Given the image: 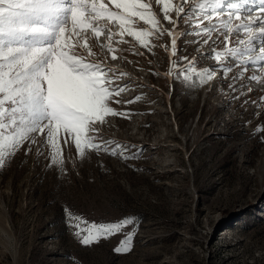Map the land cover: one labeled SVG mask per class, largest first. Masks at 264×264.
Returning a JSON list of instances; mask_svg holds the SVG:
<instances>
[{
	"label": "rangeland",
	"instance_id": "obj_1",
	"mask_svg": "<svg viewBox=\"0 0 264 264\" xmlns=\"http://www.w3.org/2000/svg\"><path fill=\"white\" fill-rule=\"evenodd\" d=\"M259 1L249 0L241 19L229 21L225 6L198 26L205 13L193 0L176 24L163 19L157 0H142L159 28L135 17L121 28L100 17L89 21L105 29L98 38L92 27L74 30L69 20L61 35L71 34L76 55L126 74L116 83L127 89L110 106L127 118L108 115L96 128L104 141L123 145L127 158L95 150L80 158L74 143L63 147L61 139V166L50 164L46 144L37 154L43 136L27 155L25 143L0 169V264H264V131H257L264 129V62L242 72L238 62L247 56L216 58L226 51L225 35L230 48L250 47L256 29L240 34L245 44L234 29L260 15ZM169 14L176 19L174 9ZM125 29L143 32L144 44ZM193 60L197 70L214 69L213 78H177L173 69ZM67 213L97 225L125 217L133 223L85 246ZM129 233L131 250L115 252Z\"/></svg>",
	"mask_w": 264,
	"mask_h": 264
},
{
	"label": "snow or ice",
	"instance_id": "obj_2",
	"mask_svg": "<svg viewBox=\"0 0 264 264\" xmlns=\"http://www.w3.org/2000/svg\"><path fill=\"white\" fill-rule=\"evenodd\" d=\"M97 3L98 0H0V169L25 143L29 145L25 149L27 155L32 145L38 143L37 136L44 137L43 143L36 150L37 154L43 155L41 149L46 144L50 164L63 165V147H67L70 140L80 158L88 150L104 151L110 155L119 152L122 158H127L123 151H119L123 145L111 140L104 141L98 136L99 129L96 128V124H102L108 115H124L127 118V113H119L110 106V101L120 103L114 97L124 92L127 86L117 84L116 80L126 74L121 72L117 76L114 69L105 68L99 62H88L85 57L76 55L75 48L78 45L70 42L71 34L63 38L61 34L69 20L74 30L78 27H92L97 38L105 29L97 30L89 21H96L100 17L106 18L109 23L118 21L121 28L128 25L133 17L156 28H159L161 21L154 12L145 13L151 6L142 0H108L107 4L99 0V6ZM157 3L163 5V19L176 24L187 11L184 5L189 0H177L175 5L172 0H157ZM248 3L249 0H234L232 3H228V0H193V8H199L205 13L198 19L199 26L204 19L223 15L219 9L225 6L229 9V21L233 17L241 19L240 13ZM108 5L120 11H112ZM173 9L176 12L175 20L169 14ZM252 11L248 8L244 15L250 18ZM257 11L264 14V0H260ZM213 28L204 27L203 31L211 32ZM253 28L256 31L247 42L250 47L244 48L242 52L228 47L229 37L225 35L226 51L216 53L217 60L221 55L232 58L247 56V60L240 59L238 62L242 72L247 70L248 64L264 62V15H257L248 23H240L234 29V34L239 44H245L239 38L240 34ZM125 30L144 44L143 32ZM108 34L109 37L113 35L110 30ZM168 34L172 38V48L175 49V31H169ZM79 35V31H76L75 36L79 38ZM108 47L113 52L111 58L117 59L115 50L111 45ZM87 52L93 55L90 47H87ZM254 52L258 55L253 56ZM194 63L195 60L189 61L188 68L183 71L179 66L173 69L177 78L188 81L191 79L189 73L201 83L213 78L214 69L197 70L193 67ZM227 70L231 71L230 68ZM108 73L113 75L110 77ZM249 79L258 80V77L252 75ZM98 139L101 142H96ZM67 218L75 222L70 223V227L76 229L74 234L85 246L133 223L132 217L99 225L70 213H67ZM132 236L133 233H129L114 251H130Z\"/></svg>",
	"mask_w": 264,
	"mask_h": 264
},
{
	"label": "bare ground",
	"instance_id": "obj_3",
	"mask_svg": "<svg viewBox=\"0 0 264 264\" xmlns=\"http://www.w3.org/2000/svg\"><path fill=\"white\" fill-rule=\"evenodd\" d=\"M260 15H264V14H261V13H260ZM208 235H210V233H208Z\"/></svg>",
	"mask_w": 264,
	"mask_h": 264
}]
</instances>
